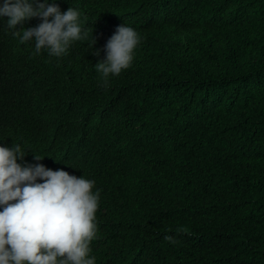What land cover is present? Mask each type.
Segmentation results:
<instances>
[{"label": "trees", "instance_id": "trees-1", "mask_svg": "<svg viewBox=\"0 0 264 264\" xmlns=\"http://www.w3.org/2000/svg\"><path fill=\"white\" fill-rule=\"evenodd\" d=\"M58 2L62 12L79 9L88 33L59 58L34 54L33 42L21 43L0 18V128L7 142L22 137L28 150V136L37 134L43 154L64 156L96 186L128 180L130 159L137 177L129 198L140 194V184L162 193L174 224L187 228L184 238L170 241L145 228L142 250L107 264H264V0ZM40 22L15 31L22 35ZM125 22L143 37L134 68H153L160 77L137 96L125 89L134 75L104 90L94 66L105 59L108 29ZM184 28L196 34L194 42L179 36ZM117 99L121 112L134 109L125 103L145 102L172 123L154 142L131 143L119 126H103L111 104L105 102ZM61 103L66 112L55 111ZM130 206L108 207L104 217L125 233Z\"/></svg>", "mask_w": 264, "mask_h": 264}, {"label": "clouds", "instance_id": "clouds-1", "mask_svg": "<svg viewBox=\"0 0 264 264\" xmlns=\"http://www.w3.org/2000/svg\"><path fill=\"white\" fill-rule=\"evenodd\" d=\"M179 5L184 6L182 0ZM81 15L72 6L62 12L58 0H0V18H7V27L21 43L33 42L37 55L44 50L59 58L75 42L84 40L88 33ZM34 18L41 20L37 26L27 27L22 35L15 31ZM178 34L184 41H195L196 34L187 28ZM105 38V59L94 65L102 76L100 88L109 89L113 79L127 73L135 77L133 86L125 87L135 88L132 96L156 85L160 77L152 75L155 69L134 68L143 42L137 29L125 22L108 29ZM159 39L170 37L160 34ZM95 44L93 36L90 46L94 49ZM93 54L99 57L101 52ZM117 101L105 102L111 104L103 111V126L108 131L112 125L119 126L131 143L136 139L154 142L172 123L173 118L158 115L145 102L125 103L123 107L134 109L124 113L116 109ZM55 111L66 112L63 103ZM32 135L31 147L24 150L22 137L7 142L0 128V139H4L0 141V264H107L111 257L120 260L131 249L142 250L145 228L157 229L167 241L185 237L186 226L174 224V214L166 210L162 193H151L140 184V194L129 198L137 169L124 154L117 151L129 161L128 180L117 178L96 186L93 178L78 176L64 156L43 154L37 134L28 137ZM141 188L146 192L141 194ZM128 204L130 220L122 233L104 216L112 213L108 207Z\"/></svg>", "mask_w": 264, "mask_h": 264}]
</instances>
